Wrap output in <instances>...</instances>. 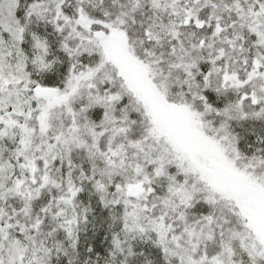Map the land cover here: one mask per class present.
<instances>
[{"label": "snow or ice", "instance_id": "obj_1", "mask_svg": "<svg viewBox=\"0 0 264 264\" xmlns=\"http://www.w3.org/2000/svg\"><path fill=\"white\" fill-rule=\"evenodd\" d=\"M0 264H264V0H0Z\"/></svg>", "mask_w": 264, "mask_h": 264}]
</instances>
